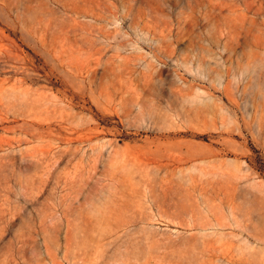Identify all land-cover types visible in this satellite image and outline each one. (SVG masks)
I'll use <instances>...</instances> for the list:
<instances>
[{"label":"rangeland","instance_id":"374dc122","mask_svg":"<svg viewBox=\"0 0 264 264\" xmlns=\"http://www.w3.org/2000/svg\"><path fill=\"white\" fill-rule=\"evenodd\" d=\"M0 264H264V0H0Z\"/></svg>","mask_w":264,"mask_h":264}]
</instances>
